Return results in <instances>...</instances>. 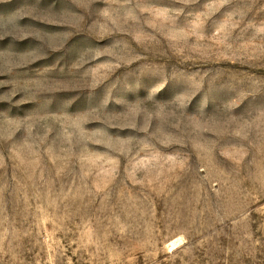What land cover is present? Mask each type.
Here are the masks:
<instances>
[{"label": "rangeland", "instance_id": "rangeland-1", "mask_svg": "<svg viewBox=\"0 0 264 264\" xmlns=\"http://www.w3.org/2000/svg\"><path fill=\"white\" fill-rule=\"evenodd\" d=\"M0 264H264V0H0Z\"/></svg>", "mask_w": 264, "mask_h": 264}]
</instances>
